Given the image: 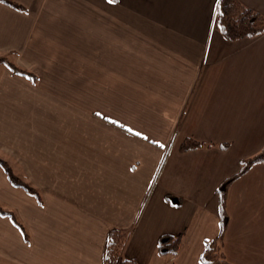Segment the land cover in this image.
I'll use <instances>...</instances> for the list:
<instances>
[{"label": "crops", "instance_id": "crops-1", "mask_svg": "<svg viewBox=\"0 0 264 264\" xmlns=\"http://www.w3.org/2000/svg\"><path fill=\"white\" fill-rule=\"evenodd\" d=\"M0 3V264H106L109 233L139 264H203L218 187L264 147V34L228 41L219 0ZM264 16V0H239ZM188 139L211 145L181 152ZM221 145H228L221 149ZM166 195L173 199L167 200ZM224 252L264 264V164L228 190ZM162 235L182 236L161 255Z\"/></svg>", "mask_w": 264, "mask_h": 264}, {"label": "trees", "instance_id": "trees-1", "mask_svg": "<svg viewBox=\"0 0 264 264\" xmlns=\"http://www.w3.org/2000/svg\"><path fill=\"white\" fill-rule=\"evenodd\" d=\"M0 3L15 10L25 11L21 4L13 0H0ZM213 28L219 31L223 37L230 42L252 39L264 34V16L245 6L239 0H219L215 10ZM1 63L6 64L11 71L18 75L26 76L33 81L36 79L34 74L18 68L4 57H0V64ZM209 147H211V145H205L193 139H188L181 145L180 151L188 152ZM220 148L227 149L228 145H221ZM258 164H264V147L255 155L242 160L238 174L226 180L218 187L217 194L220 202V232L216 238L206 241L204 250L200 256V260L203 264H232L227 259L224 252L225 237L229 225V215L227 212L228 190L237 179L246 175L255 165ZM0 167L14 186L30 193L41 202V197L38 191L19 178L13 172L11 164L1 157ZM166 199L171 200L173 198L170 195H166ZM0 216L9 218L21 230L25 241H29V236L25 228L19 223L13 212L0 207ZM129 237V234L117 230H112L109 233L105 253L106 264H139L137 261L127 259L123 256V249L125 248ZM181 240V235H162L158 239L159 253L161 255H176L179 252Z\"/></svg>", "mask_w": 264, "mask_h": 264}, {"label": "snow or ice", "instance_id": "snow-or-ice-1", "mask_svg": "<svg viewBox=\"0 0 264 264\" xmlns=\"http://www.w3.org/2000/svg\"><path fill=\"white\" fill-rule=\"evenodd\" d=\"M110 2H114V0H110Z\"/></svg>", "mask_w": 264, "mask_h": 264}]
</instances>
